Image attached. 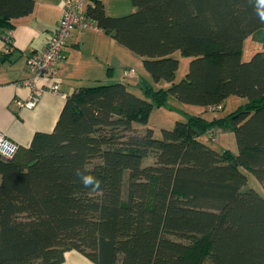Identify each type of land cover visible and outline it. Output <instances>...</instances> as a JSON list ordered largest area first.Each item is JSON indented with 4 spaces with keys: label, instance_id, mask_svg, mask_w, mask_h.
I'll return each mask as SVG.
<instances>
[{
    "label": "trees",
    "instance_id": "trees-1",
    "mask_svg": "<svg viewBox=\"0 0 264 264\" xmlns=\"http://www.w3.org/2000/svg\"><path fill=\"white\" fill-rule=\"evenodd\" d=\"M132 2L134 12L111 16L93 0L86 14L168 85L144 84L142 96L125 82L80 87L53 131L36 132L13 158L0 155V264H62L70 250L96 264H264V195L246 188L244 172L264 188V51L243 59L245 41L264 29V4ZM35 6L0 0L7 52L8 31ZM176 51L193 57L179 82ZM8 60L0 53V65ZM170 95L209 111L243 101L224 116L177 120L162 138L137 132ZM218 129L235 134L237 154L204 141ZM76 169L100 190L85 188Z\"/></svg>",
    "mask_w": 264,
    "mask_h": 264
},
{
    "label": "crops",
    "instance_id": "crops-1",
    "mask_svg": "<svg viewBox=\"0 0 264 264\" xmlns=\"http://www.w3.org/2000/svg\"><path fill=\"white\" fill-rule=\"evenodd\" d=\"M64 1L35 0L34 12L17 20L14 28L8 31L12 40L11 52H7L9 44L5 35L0 34V53H9V60L0 65V132L6 133L21 147L30 146L36 132L53 131L67 97L80 87L107 81L125 82L130 89L136 88L131 89L132 91L143 95L141 86L152 84L141 80L134 68L136 66H130L132 60L143 65L142 59L110 34L98 27L87 31L76 30L69 39L64 58L55 71L40 78L37 83L38 87L45 85L46 89L56 83L61 94L44 91L35 106L19 107L16 101L26 100L33 93L30 87L19 84L31 76L27 59L32 53L43 50L48 45L59 25ZM103 1L106 13L111 16H122L136 10L130 0ZM259 32L264 34V29ZM259 32L250 36L245 43L255 38ZM129 69H134L135 72L131 77H126L125 71ZM165 84L168 85L166 82ZM219 131L227 133L222 129H218ZM62 264L96 263L79 251L70 250L66 252Z\"/></svg>",
    "mask_w": 264,
    "mask_h": 264
},
{
    "label": "rangeland",
    "instance_id": "rangeland-1",
    "mask_svg": "<svg viewBox=\"0 0 264 264\" xmlns=\"http://www.w3.org/2000/svg\"><path fill=\"white\" fill-rule=\"evenodd\" d=\"M259 33L260 34H257L255 38L249 39L245 43L244 51H243V59L245 61L249 60L252 57V55L257 51L259 50L264 51V34L262 32ZM172 56L180 60V65L176 76V82H179L186 76L189 70L190 62L193 59V57L184 56L179 51H176ZM130 66H136L134 68L138 76L141 78V80H147L148 82H151L155 90H158L166 86L164 80L155 82L150 76V74L146 71V69L143 68V65H140L138 61L132 60ZM107 83L108 81L102 84H107ZM131 89L135 90L136 88L131 87ZM240 101H243V99L237 96H232L228 99L224 109L211 112L206 108L203 109L202 107L197 105L184 103L176 96L170 95L166 106L158 107L157 105H154L148 125L145 127L137 126L136 131L140 133H146L148 128H151L154 130V136L156 138H162L163 129H172L175 126L177 120H186L190 115L201 114V113H204V115H206L208 118H212L213 116H217V117L224 116L234 111L241 103ZM206 140L210 141L211 142L210 144L216 148H220V149L228 148L232 150L234 153L236 154L238 153L236 137L233 132H227L225 134L224 132L220 133L219 131L218 133H216V135H214V137L208 134L205 135L204 137V141ZM154 162L155 159L153 157H149L144 160V165L154 164ZM244 172L248 176V184L246 188H254L260 194L264 195L263 185L257 180L254 174L246 170H244Z\"/></svg>",
    "mask_w": 264,
    "mask_h": 264
},
{
    "label": "built area",
    "instance_id": "built-area-1",
    "mask_svg": "<svg viewBox=\"0 0 264 264\" xmlns=\"http://www.w3.org/2000/svg\"><path fill=\"white\" fill-rule=\"evenodd\" d=\"M87 1L65 0L61 10L59 25L53 34L48 45L40 51L32 53L27 59V68L31 76L19 84L30 87L33 93L26 100L18 99L16 104L19 107H33L37 104L40 95L44 91L61 94L58 84H52L45 88V85L38 87V80L44 76L51 75L58 64L63 60L65 48L74 30H86L97 28L96 21L86 14ZM131 69L125 72L128 77L134 74ZM211 111L221 109V106L209 107ZM20 145L12 141L4 132H0V155L4 158H13L20 149Z\"/></svg>",
    "mask_w": 264,
    "mask_h": 264
},
{
    "label": "clouds",
    "instance_id": "clouds-1",
    "mask_svg": "<svg viewBox=\"0 0 264 264\" xmlns=\"http://www.w3.org/2000/svg\"><path fill=\"white\" fill-rule=\"evenodd\" d=\"M259 3L264 4V0H259ZM258 16L260 21L264 23V13H260ZM75 175L78 177L79 181L85 188H88L91 191L100 190L101 181L97 177L87 174L81 169H76Z\"/></svg>",
    "mask_w": 264,
    "mask_h": 264
}]
</instances>
